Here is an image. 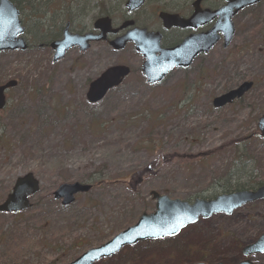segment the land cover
<instances>
[{
    "label": "rangeland",
    "instance_id": "1",
    "mask_svg": "<svg viewBox=\"0 0 264 264\" xmlns=\"http://www.w3.org/2000/svg\"><path fill=\"white\" fill-rule=\"evenodd\" d=\"M90 2L77 28L87 27L102 10L101 2ZM119 16L113 14L114 24ZM235 21L229 52L243 42L249 46L246 52L230 61L216 46L200 55L198 72L176 69L153 87L136 72L140 59L130 45L114 51L98 42L85 52L70 49L55 63L47 45L0 53V82H18L7 90L6 108L0 113V202L26 172L40 183L39 192L30 198L34 211L0 215L5 237L18 226L14 241L4 237L0 242V264L69 263L133 225L142 213L154 212L150 191L189 203L200 192L219 194L215 187L233 148L217 147L251 138L256 119L264 113V4ZM27 24L31 29V22ZM252 30L260 33L252 35ZM113 64L128 65L130 74L103 99L87 103L88 83ZM247 79L254 87L244 98L212 108L213 97ZM253 145L259 167L248 168L256 180L264 177V140L255 139ZM209 152L212 156L200 163L173 158ZM131 174L140 177L133 181ZM93 178L99 183L76 195L69 206L62 207L51 196L62 182L89 183ZM263 232L264 199L228 215L199 219L175 236L126 246L94 264L264 263V254L244 258L241 253Z\"/></svg>",
    "mask_w": 264,
    "mask_h": 264
},
{
    "label": "water",
    "instance_id": "2",
    "mask_svg": "<svg viewBox=\"0 0 264 264\" xmlns=\"http://www.w3.org/2000/svg\"><path fill=\"white\" fill-rule=\"evenodd\" d=\"M143 0H127L129 11L139 7ZM260 0H227L226 5L219 11L208 13L207 19H211L216 13L224 15V21L216 23L207 33L192 36L185 39L180 45L170 49H160V35L147 33L145 29L132 28L124 34L116 36L108 42L113 50H121L127 42L134 43V49L144 57L142 73L149 84L160 82L173 67L188 66L198 53L207 52L218 40L217 32L224 36L223 46H227L232 38L234 27L231 17L244 7L254 5ZM203 14H207L203 12ZM19 11L9 0H0V51L25 50L26 43L22 37L24 28L18 18ZM161 19L167 27L168 15L160 13ZM206 21V20H204ZM132 24L125 21L119 27L112 28L109 17L103 16L93 22V27L99 30L93 33H71L68 24L62 30V37L50 43L53 50L52 62L61 59L66 51L77 46L80 51L89 47L90 41L103 40L107 33H116L119 29ZM159 54H156V53ZM129 73L125 65H112L103 70L93 79L86 90L85 97L90 103H96L103 98L108 90L120 84ZM16 85L15 80H9L0 85V107L4 104L3 92L6 88ZM252 87L251 81H245L235 89H231L213 98L212 105L220 108L230 103L235 98L241 97ZM256 127L261 136H264V114L257 119ZM91 189L90 184L80 182L61 183L53 190V198L60 200L61 205L66 206L74 201L78 193H86ZM39 190V182L31 172L17 177L11 188V192L0 203V212H17L30 207L28 197ZM150 195L155 200L154 212L142 213L137 222L114 235L105 243L91 247L81 253L77 258L66 264H94L96 261L112 256L122 247L133 245L139 241L172 237L184 227L195 223L199 218L206 219L218 213L230 214L234 209L246 203L264 199V185L255 190H241L232 193L219 194L213 199L205 200L196 198L191 203L179 199H170L166 195H160L151 191ZM242 256L264 253V232L258 238L242 248ZM189 264H205L189 263ZM222 264V263H213ZM236 264H252L245 259ZM264 264V263H260Z\"/></svg>",
    "mask_w": 264,
    "mask_h": 264
},
{
    "label": "flooded vegetation",
    "instance_id": "3",
    "mask_svg": "<svg viewBox=\"0 0 264 264\" xmlns=\"http://www.w3.org/2000/svg\"><path fill=\"white\" fill-rule=\"evenodd\" d=\"M230 1H234V0H230ZM126 2L127 0H102V5H101L102 10H99V14L97 15V17L99 16L110 17L112 25L116 27H119L125 21H132V24L123 27L122 29H119L115 34L108 35L104 40L98 42H104L108 45V41L110 39L124 34L128 29L144 28L148 32H152L153 34L155 33L152 39H154L156 34H160L161 48H172L179 45L182 41H184L188 37L198 36L207 33L212 27H214L216 23L223 22L224 15L221 13H216L215 15H213L211 19H207V16L208 13L210 12H215L222 9L226 5L227 0H143L141 5L133 9L132 11H129L128 7L126 6ZM262 4H264V0H260L254 5H250L242 9H239L231 17V21L234 27V33L229 44L225 47L223 46L224 36L221 31H218L217 32L218 40L213 45L212 48L216 46H220L222 49L226 51V55L228 56L229 60L230 58H235V57L237 58L241 53L246 52L249 49V46L246 44V42H243L242 46L236 48L234 53L229 52L230 48L232 47V41L236 31L235 18L244 15L245 17L248 16V13L251 9L257 8ZM22 6L21 9L19 8V13H20L21 25L24 28L22 37L26 43L25 51L36 50L37 47H43V45L45 44L40 41L41 31L44 29V26L54 25L56 23V18H57L56 10L52 8V10H47V13H43L41 11V8L37 11H33L29 9L28 5L22 4ZM25 6H28V9L25 8ZM88 12L89 11H87L85 14L87 15ZM118 12H120V16L118 17L117 20L118 23L114 24L113 14ZM203 12H206L207 14H203ZM160 13H164L168 15L169 18L166 21L167 27L165 26L164 21L161 19ZM85 14L76 16L75 20H73V23L67 21L62 26L64 27L66 24H68L69 31L77 32V33L96 32L95 30H93V22L97 17L92 21L91 24H89L85 28H77L75 26V23L81 18H83ZM27 21L31 22V29L28 28L29 26L27 24ZM249 33H251L252 35L257 34L260 33V30H257V32L252 30ZM262 39L264 40V33ZM98 42L95 41L90 42L89 47L85 51H87L90 48L91 44H95ZM49 43H46V45L47 44L49 45ZM127 45H130L134 51L133 43H128ZM74 49L78 50V48H74ZM85 51H79V52H85ZM2 52H7V51H0V53ZM136 55L139 57L140 62L135 69L136 72L141 77H143L141 65L144 59L140 54L136 53ZM200 55L194 57V59L191 61L188 67L174 68L173 70L178 69L182 71H187L194 69L195 72H198L202 67L201 63L200 64L197 63ZM9 80H15V79H7L4 82H0V85L5 84ZM248 80L249 79L242 80L241 82ZM237 85L235 84L234 86H230V87L227 86L225 90H223L222 92H226L229 89L235 88ZM15 86L8 87L4 90L3 92L4 104L3 106L0 107V113L6 108L7 90L14 88ZM245 94L242 95V97H239V99H234L228 106L236 102H239L242 98H244Z\"/></svg>",
    "mask_w": 264,
    "mask_h": 264
},
{
    "label": "trees",
    "instance_id": "4",
    "mask_svg": "<svg viewBox=\"0 0 264 264\" xmlns=\"http://www.w3.org/2000/svg\"><path fill=\"white\" fill-rule=\"evenodd\" d=\"M17 7L22 8V4L28 5L30 10L37 11L41 8V11L43 13H47V10H52V8L57 9V18L56 23L54 25H45L43 31L46 32L47 38L49 40L54 39L58 37L59 30L62 27V25L69 21L73 23V20H75L76 16H80L85 14L87 11H89L91 5L90 0H11ZM22 6V7H21ZM28 6H25V8H28ZM86 15V14H85ZM156 119H159L158 116ZM251 138L246 139L244 141H241L240 139H237L235 141H231L228 144H222L224 146L217 147V151H221L223 147L225 146H232L233 150L231 153V158L229 159L228 164L225 166L223 173L221 174V177L218 180V188L215 187L216 191L219 193H229L233 191H239V190H254L260 185L264 184V177L253 179L251 175V171L248 168V165H252V167L256 169V166H258L255 162L258 151L253 145V142L256 140H264L263 137H260L256 131L250 134ZM249 148H253L256 151H253L252 149L249 150ZM255 154V155H254ZM209 156H203V157H196L191 158L187 155H179V156H173V158H176L177 162L179 163H200L201 161L206 160L207 158L211 157ZM166 158V157H164ZM164 164H168V158L167 161L163 162ZM162 163V164H163ZM259 167V166H258ZM257 167V168H258ZM164 169L163 167L160 168V170ZM250 171L247 173V171ZM136 174V173H135ZM135 174H131L130 178L131 180L137 179L139 176L136 177ZM135 175V176H134ZM100 180L93 178L90 179L89 182L92 187L96 186L99 183ZM202 193V192H200ZM196 194L193 197H206L207 199L213 198L217 192H212L209 195H203V194ZM192 198V197H190ZM36 209L35 203L32 204V207L28 209L27 213H30ZM24 212V213H25ZM13 232L9 233V235L4 236V232H1L0 228V242L5 237L6 242L7 241H14L15 237L14 235L18 232V226L14 225ZM7 251V250H6Z\"/></svg>",
    "mask_w": 264,
    "mask_h": 264
},
{
    "label": "bare ground",
    "instance_id": "5",
    "mask_svg": "<svg viewBox=\"0 0 264 264\" xmlns=\"http://www.w3.org/2000/svg\"><path fill=\"white\" fill-rule=\"evenodd\" d=\"M247 245V244H246ZM247 260H249V259H247ZM250 261V260H249ZM251 262V261H250Z\"/></svg>",
    "mask_w": 264,
    "mask_h": 264
}]
</instances>
